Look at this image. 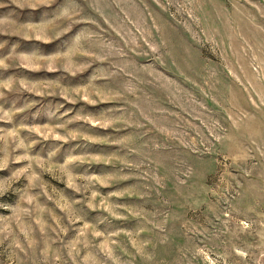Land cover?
<instances>
[{
    "label": "rangeland",
    "instance_id": "rangeland-1",
    "mask_svg": "<svg viewBox=\"0 0 264 264\" xmlns=\"http://www.w3.org/2000/svg\"><path fill=\"white\" fill-rule=\"evenodd\" d=\"M0 264H264V0H0Z\"/></svg>",
    "mask_w": 264,
    "mask_h": 264
}]
</instances>
